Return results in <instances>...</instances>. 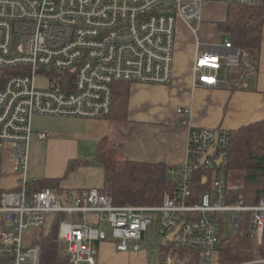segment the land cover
<instances>
[{
  "label": "built area",
  "instance_id": "1",
  "mask_svg": "<svg viewBox=\"0 0 264 264\" xmlns=\"http://www.w3.org/2000/svg\"><path fill=\"white\" fill-rule=\"evenodd\" d=\"M205 4L264 0H0V264H41L36 230H49L56 215L69 264H99L104 242L136 253L155 225L156 238L170 242L165 264H182L180 249L198 251L200 262L210 264L221 228L237 231L240 214L251 213L253 234L262 236L264 198L255 205L226 200L230 133L223 128L189 129L186 162L168 169L172 177L179 170L175 191L158 206H118L99 188L63 195L37 190V181L26 177L34 117L102 119L112 111L116 83L169 85L178 21L192 27ZM194 49L195 88L230 89L226 71L241 68L242 79L256 69L252 52L228 37L217 44L196 39ZM186 113L176 110L187 126ZM201 169L205 186L196 194L193 179ZM241 264H264V258Z\"/></svg>",
  "mask_w": 264,
  "mask_h": 264
},
{
  "label": "crops",
  "instance_id": "2",
  "mask_svg": "<svg viewBox=\"0 0 264 264\" xmlns=\"http://www.w3.org/2000/svg\"><path fill=\"white\" fill-rule=\"evenodd\" d=\"M226 12L227 7L224 5L205 4L201 21L194 22L192 27L178 21L172 82L167 86L131 85L127 120L39 117L40 120L33 123L31 138L34 141L35 137L40 139L38 134L45 132L48 134L46 139H49V147L60 145L62 140L64 150L53 162V170L47 171L44 178H40L39 172L29 171L30 181L59 178V191L63 194L101 189L105 180V168L96 161V154L97 147L104 138H107L108 151L113 149L124 156V159L162 162L168 168H179L187 160L190 128H223L232 131L263 120L264 29L261 50L257 57L252 56L255 71H245L242 79L241 68L226 71L225 80L231 84L230 91L193 87L191 66L195 57L196 39L202 44H217L222 34L217 24L225 20ZM178 108L187 110L184 115L189 121L187 126L181 124L183 118L177 116ZM68 137H71V141L66 139ZM84 143H89V147L95 151L90 159L82 153ZM89 161L91 166H95H85ZM26 176L28 178V174ZM155 226L153 232L150 231L145 237L143 245H152L149 237L156 234ZM263 236L264 232L261 237L255 236L254 258L261 257ZM128 254L116 250L110 242H104L99 248V264H122ZM130 254L133 257L140 255L143 259H147V254L151 259L154 257L153 251L141 249ZM219 258L216 251L211 264H222Z\"/></svg>",
  "mask_w": 264,
  "mask_h": 264
},
{
  "label": "trees",
  "instance_id": "3",
  "mask_svg": "<svg viewBox=\"0 0 264 264\" xmlns=\"http://www.w3.org/2000/svg\"><path fill=\"white\" fill-rule=\"evenodd\" d=\"M220 32L240 48L248 49L252 56H258L261 50L264 29V4L260 6L229 5L226 18L217 24ZM111 113L106 117L112 120H127L131 85L116 83ZM230 142L225 172L229 187L227 202L255 205L264 198V119L243 125L229 131ZM96 161L105 168V180L101 192L110 197L113 204L135 206H158L166 194H173L176 180L169 175L168 167L162 163H151L109 156L107 138L97 147ZM71 168V166H70ZM204 170H198L193 179V190L199 194L205 186ZM61 179H43L36 182V189L50 187L59 191ZM71 192V191H70ZM69 193V192H66ZM54 220L46 234L36 241L41 244V264H69V258L59 249L57 233L60 215ZM253 216L240 214L237 231H220L217 245L223 262H239L255 257V235L253 234ZM170 242L159 243L156 264H165V256ZM180 255L188 260L186 264H200L199 252L180 249ZM261 257L264 258V236ZM244 261H242L243 263Z\"/></svg>",
  "mask_w": 264,
  "mask_h": 264
},
{
  "label": "rangeland",
  "instance_id": "4",
  "mask_svg": "<svg viewBox=\"0 0 264 264\" xmlns=\"http://www.w3.org/2000/svg\"><path fill=\"white\" fill-rule=\"evenodd\" d=\"M224 37L225 36L221 34V39L218 41V43H223L224 39H225ZM19 42H20V37L15 36L14 40H13V48L14 49L16 47V44H18ZM40 84H42V82H40ZM226 90H229V89H226ZM38 118H39L38 116L34 117L33 123H37L40 120ZM66 139L71 141V137H68ZM48 140L49 139L43 140V139H38L37 137H35V141H34V138H31V140L29 142L28 162H27V168H26V174H28V178H27L28 181L31 180V179H29V171H31V170H33V172H35V173L39 172L40 178H44V174H46L47 171L53 170V162L59 157V154L61 152H63V150H64V148H63L64 142L62 140H61V144L58 146H55V147H49ZM89 145H90L89 143L82 144V147L84 148L82 150V153L84 154V157H86L87 159H90L95 152L92 150V148L89 147ZM75 151L77 153V149ZM108 154H109V156L114 157V158L124 159V156L117 154L113 149H109ZM91 165H92V163L89 161V163L87 162V165H85V166H87V167L95 166V165H93V166H91ZM66 170L68 171L67 166H66ZM69 172L70 171H68V173ZM178 172H179V170L176 169L175 175L173 177H175L178 174ZM73 192L75 193V191H73ZM91 216H92L91 221H93L94 217H93V215H91ZM155 218H156V216H155ZM224 229L226 232H229L226 230V228H224ZM36 232L46 234L47 228L45 227L41 230H36ZM151 232H153V231L151 230ZM151 235H152V238L151 237H149V238L151 239L150 243L152 245H147V244L143 245L142 244L143 246H141V250H145L147 252L153 251L154 254H157V252H158L157 246H158L160 241L156 238V236L154 234H151ZM59 249H60V251H62V253H65L66 245L64 243H61L59 246ZM128 253L129 254L124 259L122 264H153V258L152 259L149 258V256H150L149 254H147V256H148L147 259H143V257L141 258L140 255H137V257H133L130 254V252H128ZM214 254H216V252ZM214 254L209 259L210 264H211L212 258L214 257ZM180 259H182V263L183 262L188 263V260L181 255H180ZM198 259H199L200 264H204L203 262L202 263L200 262V255L198 256ZM253 259H255V258H252L251 260H248V261L247 260L246 261L241 260L239 262H232L231 263L229 261L223 262L222 258H219V260L222 264H241L242 261H244L243 263H246V262L252 261Z\"/></svg>",
  "mask_w": 264,
  "mask_h": 264
},
{
  "label": "water",
  "instance_id": "5",
  "mask_svg": "<svg viewBox=\"0 0 264 264\" xmlns=\"http://www.w3.org/2000/svg\"><path fill=\"white\" fill-rule=\"evenodd\" d=\"M177 231H178V229L169 236V239H172L174 237V235L177 233ZM156 262H157V254H154L153 264H155ZM182 264H186V262H183Z\"/></svg>",
  "mask_w": 264,
  "mask_h": 264
}]
</instances>
